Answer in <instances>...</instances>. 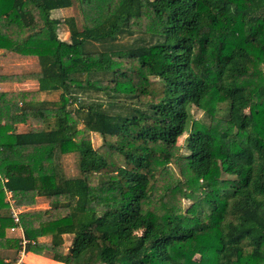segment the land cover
<instances>
[{
	"label": "trees",
	"instance_id": "trees-1",
	"mask_svg": "<svg viewBox=\"0 0 264 264\" xmlns=\"http://www.w3.org/2000/svg\"><path fill=\"white\" fill-rule=\"evenodd\" d=\"M75 1L81 28L52 16L74 0H0V50L39 63L0 75L39 82L0 94V264L23 237L64 264H264V0ZM72 152L70 177L56 158Z\"/></svg>",
	"mask_w": 264,
	"mask_h": 264
},
{
	"label": "rangeland",
	"instance_id": "rangeland-1",
	"mask_svg": "<svg viewBox=\"0 0 264 264\" xmlns=\"http://www.w3.org/2000/svg\"><path fill=\"white\" fill-rule=\"evenodd\" d=\"M72 14L74 16H70ZM67 16L75 17L79 27L80 28L82 27V25L84 23V19H83L82 11H81V8L79 6L78 1L74 0L73 9L71 11H69ZM62 17H64V19L69 18V17H66V15L62 16ZM58 33H59V37L61 39L69 40V35H70L69 34V27L65 22H62L61 26H59ZM16 62H18L20 65L18 69H20L22 71H17V72H15V74H22V73H28L31 70H33L37 66L38 59L36 57L34 59H30L27 62H20V61H16ZM25 66H26V68H25ZM23 69H25V70H23ZM11 73H13V72H11ZM99 97L100 96L95 94V93H91L90 95H88V94L84 95L85 100L95 99V98L97 99ZM192 114H193L194 119H198V120H200L206 124H209L212 120V116L208 115L203 109H201L197 106L192 107ZM227 115H228V103H223L220 105V110L218 112V116L226 117ZM187 137H188V134L185 133L183 136H181L179 138V141H178V144L181 146L182 153H184V154H188V149L185 146ZM91 139H92V144L95 147H99V145L101 144V136L98 133H92ZM56 161H58V163L60 164V168L63 170V172L65 173L66 176L73 177V176H78L80 174L79 164H78L79 155L77 152H72V153L61 155V156L58 155L56 158ZM174 170H175V167H174ZM175 172L176 173L178 172L177 168H176ZM34 205L36 208H46V207H48V201L45 198H37ZM46 239H48V238H46ZM71 240H72L71 235H65L66 247L70 246ZM12 255H13V257H15L17 255V253H15L13 251ZM12 255H11V257H12ZM43 255L47 256L45 254H43ZM31 258L37 259V258H41V257L34 255V253L31 254V252H30L24 258V260L27 262H30V260H32Z\"/></svg>",
	"mask_w": 264,
	"mask_h": 264
},
{
	"label": "crops",
	"instance_id": "crops-1",
	"mask_svg": "<svg viewBox=\"0 0 264 264\" xmlns=\"http://www.w3.org/2000/svg\"><path fill=\"white\" fill-rule=\"evenodd\" d=\"M73 6H74V3L70 7L59 8V9L53 10L52 16L55 18H61V19H64V17L62 16H65V15L66 17L74 16L73 14L70 16H67L69 11L73 9ZM34 58L36 57L35 56H24V55L15 53V52H8L5 50H0V75L15 74V72L17 71H22L18 69L20 65L16 61L27 62L30 59H34ZM37 70H39V63H37V66L30 72L37 71ZM1 86L3 88V91H36L39 89V82L37 80L7 81V82H2ZM59 94H60V91H44V92H41V98L47 102H53L58 99ZM16 127H17V131L20 133H23L29 130L28 129L29 126L26 123H19L17 124ZM8 235L16 236L10 231ZM34 255H37L38 257H41V258L48 259L51 262V264H64L62 262H58L51 258H48L44 255H40V254H34ZM25 263L33 264L31 262H25Z\"/></svg>",
	"mask_w": 264,
	"mask_h": 264
},
{
	"label": "built area",
	"instance_id": "built-area-1",
	"mask_svg": "<svg viewBox=\"0 0 264 264\" xmlns=\"http://www.w3.org/2000/svg\"><path fill=\"white\" fill-rule=\"evenodd\" d=\"M2 92H3V88H2L1 82H0V94ZM7 195H8V201L10 203L11 213L13 215L15 222L17 223L20 220L19 215L25 209V207H20L16 204L15 199L13 198V195L11 192L7 191ZM10 232L15 234L18 237L19 236L23 237V230H22V228L19 227V225H15V226L11 227ZM25 243H26V241L24 240V237H23L22 248L20 249V251L18 253V258H17L16 264H22V263L27 262L24 260V258L29 254V252H27L25 249Z\"/></svg>",
	"mask_w": 264,
	"mask_h": 264
}]
</instances>
